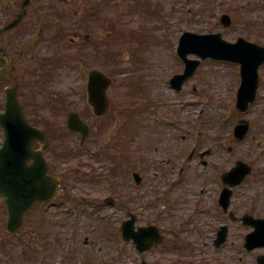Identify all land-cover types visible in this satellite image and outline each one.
Masks as SVG:
<instances>
[{
	"label": "rangeland",
	"instance_id": "374dc122",
	"mask_svg": "<svg viewBox=\"0 0 264 264\" xmlns=\"http://www.w3.org/2000/svg\"><path fill=\"white\" fill-rule=\"evenodd\" d=\"M14 2L20 5L21 0ZM6 3L0 0V26L20 11L13 3L5 7ZM222 8H229L234 18L228 29L218 25ZM28 11L24 20L27 27L0 35V44L13 53L17 66L13 77L24 109L33 119L55 122L61 132L67 128L68 111L78 110L92 133L86 143L77 134H64L59 143L61 147H73L70 152L53 151L58 145L55 139L51 141L47 152L48 158L52 156L51 171L62 176L63 184L56 195L59 203L46 209L42 222L35 220L46 241L35 228L32 246L38 251L26 258L29 236L20 233L23 243L14 237L12 244L2 250L4 257L10 255L4 263L139 264L141 256L132 244L123 243L120 251L115 246L119 244L120 221L135 212L138 224H159L169 243L166 250L148 251L150 262L212 264L216 254L228 249L216 252L213 234L208 233L196 245L202 250L196 247L187 252L180 244L175 247L183 241V235L172 234L184 228L185 215L198 218L194 210L202 202L210 212H200V221H189L188 228L194 234L188 236L194 238L203 229L208 232L213 221H222H216L219 217L213 210L218 186L208 179L209 171L214 176L216 169H203L198 154L191 160L189 154L194 148L198 152L212 148L206 159L217 161L221 171L233 165L235 158L251 157L253 164L262 166L264 156H249L248 142H236L230 132L237 119L244 116L253 124L248 138L253 142L249 144L255 148L256 140H264V88L249 112L242 113L236 107L239 75L231 62L202 60L182 91L172 88L169 79L184 67L177 44L185 30H218L230 40L242 35L264 43V33H260L264 0H33ZM246 19L250 23L246 24ZM21 31L23 35L18 36ZM90 67L105 70L114 80L109 91L111 110L103 118H96L87 102ZM7 85L0 82V110ZM127 122L133 127L139 123L140 135L135 137L137 146L128 144L129 158L120 164L121 158L112 157L110 149L106 153L103 150L106 137L120 131ZM39 126L44 128L43 124ZM220 135L225 137L222 143L216 140ZM229 144L235 145L234 153L228 150ZM252 150L254 153L257 147ZM112 152L116 154L117 150ZM181 164L183 170L179 169ZM134 170L143 176L139 184ZM256 187L249 190L251 196L263 188L261 184ZM108 195L114 198V204L105 201ZM64 196L79 203L75 210L63 201ZM247 200L250 202L251 197ZM6 210L0 196L2 235ZM35 212L44 213L41 208ZM31 225L28 220L26 228ZM243 234L237 235L238 244ZM254 262L251 253L245 264ZM236 263L243 264L239 253Z\"/></svg>",
	"mask_w": 264,
	"mask_h": 264
},
{
	"label": "water",
	"instance_id": "95a60500",
	"mask_svg": "<svg viewBox=\"0 0 264 264\" xmlns=\"http://www.w3.org/2000/svg\"><path fill=\"white\" fill-rule=\"evenodd\" d=\"M29 1L25 0L24 5H27ZM182 45L184 55L194 51L202 57L213 56L241 61L244 64L245 75L240 90L239 106L246 108L248 102L254 100L257 82L255 83L253 78L257 79L258 66L264 61V47L244 39L238 43H230L221 40L220 35L217 34L199 35L191 32L185 33ZM186 45L190 46L188 50L184 49ZM187 61L185 74L177 75L173 79L179 88L182 87L183 81L194 73L200 62L199 60ZM12 68L10 56L4 53L0 65V77L7 78L8 75L5 72L8 73ZM110 83V78L103 72L97 69L90 72L89 99L99 114H104L108 109L107 88ZM0 123L6 131V139L0 148V193L8 195L10 223L14 229L22 222V214L28 206L32 205L36 199L43 200L55 193L59 186V178L47 174L48 167L43 154L32 150L33 141L40 140L46 147L47 138L42 130L32 126L25 118L14 87L7 89L6 112L0 113ZM69 126L72 129H81L84 133L87 129L74 112L70 114ZM29 159H33L34 162L28 164ZM263 239V236L256 233L248 236V241L256 240L257 244L262 243Z\"/></svg>",
	"mask_w": 264,
	"mask_h": 264
},
{
	"label": "flooded vegetation",
	"instance_id": "af4514ba",
	"mask_svg": "<svg viewBox=\"0 0 264 264\" xmlns=\"http://www.w3.org/2000/svg\"><path fill=\"white\" fill-rule=\"evenodd\" d=\"M7 1L9 3L6 4L5 6L11 7L13 0H7ZM21 5H22V2H21ZM13 6H16L15 8L20 7V5H18L16 2L13 3ZM8 19L10 20V18ZM24 19L20 22V25H22L21 23L24 21ZM261 27H263V25ZM260 71H261V84H262V87H264V64L261 66ZM253 138H255V136H253ZM259 142L260 141H258L257 144H259ZM261 146L264 147V140H262ZM246 153L249 156H254V155L264 156V150L263 152H259V153L258 151L255 150L253 153L251 146H249ZM235 160L236 158L234 159V161ZM255 167L257 168L254 169L253 172L246 177L243 183L233 188L234 192H233V197H232L231 205L229 209L231 212L229 213V212L223 211L224 212L223 218L225 220L224 223L228 225V240L220 246H217L214 244V237L216 236L219 230V227L221 226V225H217L214 221L212 224H210L208 232H206V230L203 229V230H200L198 234H195L194 238H191V236H188V234L190 235L194 234L192 230L188 228L189 221H194L195 219H199L200 221L201 218L198 215L200 212L204 214L210 212V209L207 206L203 205V202H202V205L196 206V209L194 210L198 218L194 219V217H192V214L185 215L186 224H184V228L181 231L176 230L175 232L172 233L173 235L178 234V233L183 235L182 239L185 243L186 250H192L196 248L197 247L196 245H198L199 241L202 238L206 237L208 233H210V235L213 234L212 244H213V249L216 252H220L228 246V249L223 251L221 255L216 254V259L212 258L213 260L215 259L214 262H211L212 264H237L236 263L237 253H240L239 261L245 264L246 257H248L256 249L252 251L247 250L244 245V241L242 244H238L237 235H241L243 231H245V234H246L248 231L252 230L251 227L242 224V221L240 218L245 214L253 215L255 217H264V203H263L264 201V165H262L259 170H258L259 166L256 165ZM211 168L216 169V172L220 174L221 170L219 169L218 165H214V166L211 165ZM181 170H183V168H181ZM215 179H216V175L212 177V181L210 182L214 183ZM259 184H261L263 187L261 189V192L260 190H257L255 195L251 196L249 194V190L251 188H257L256 186H258ZM248 197H251L250 202H248L247 200ZM213 210L216 211L215 217L217 216L221 217L215 207L213 208ZM216 221H219V218ZM171 230L173 231V229ZM204 245L210 246L209 242H205ZM159 246H156L155 249L153 248V250H156ZM198 250H202V249L199 248L198 246L197 251ZM257 250H260V251L254 255V258H255L254 264H256L258 256L264 253V247L257 248ZM2 258H3V255L0 256V264L4 263V259ZM151 264H157V262L152 261Z\"/></svg>",
	"mask_w": 264,
	"mask_h": 264
}]
</instances>
